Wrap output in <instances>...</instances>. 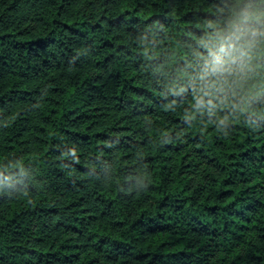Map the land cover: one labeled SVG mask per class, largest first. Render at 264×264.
I'll return each mask as SVG.
<instances>
[{
  "label": "trees",
  "instance_id": "1",
  "mask_svg": "<svg viewBox=\"0 0 264 264\" xmlns=\"http://www.w3.org/2000/svg\"><path fill=\"white\" fill-rule=\"evenodd\" d=\"M0 264H264V0H0Z\"/></svg>",
  "mask_w": 264,
  "mask_h": 264
}]
</instances>
